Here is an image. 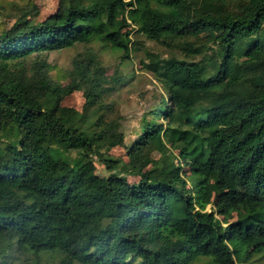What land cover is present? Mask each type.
Returning <instances> with one entry per match:
<instances>
[{
  "label": "trees",
  "instance_id": "1",
  "mask_svg": "<svg viewBox=\"0 0 264 264\" xmlns=\"http://www.w3.org/2000/svg\"><path fill=\"white\" fill-rule=\"evenodd\" d=\"M32 10L0 26V264L263 256L264 0H61L41 21ZM135 36L166 50L143 62L165 95L132 124L117 99ZM96 45L121 58L107 64ZM75 48L67 70L47 60ZM76 92L81 110L63 104Z\"/></svg>",
  "mask_w": 264,
  "mask_h": 264
},
{
  "label": "rangeland",
  "instance_id": "2",
  "mask_svg": "<svg viewBox=\"0 0 264 264\" xmlns=\"http://www.w3.org/2000/svg\"><path fill=\"white\" fill-rule=\"evenodd\" d=\"M61 0H0V26H7L14 22L19 14V8L25 6L30 16L33 17V6L38 10L37 21H41L55 13L59 7ZM28 4V5H27ZM137 43L135 50L132 52L131 61H127L122 67L124 74L132 76L131 81L124 87L120 97L117 99L118 108L120 111L131 118V123L137 122L140 111L145 106H148L146 101L150 100L152 103L156 99L165 95V91L155 76L144 68L143 62H148L149 57L146 53L148 50L161 51L166 53V50L160 47L159 44L147 40L143 36H135ZM96 49L107 64H112L121 58V53L114 52L110 48H102V45H96ZM78 49H68L61 52L51 53L47 56V60L52 64L56 71L67 70L71 64L72 58L78 53ZM167 56V55H166ZM84 98L81 93L76 92L69 97L63 104L65 106L74 107L81 110L84 105ZM117 156L123 157L127 160L125 150L117 148L113 152ZM99 172L106 175L107 172L103 166L100 167ZM35 256H30L26 261H20L19 264H34ZM24 259V258H23ZM59 258L55 255L41 254L39 264H59ZM183 259L177 257L176 264H182ZM192 264H215L210 258H199ZM248 264H264V255H256Z\"/></svg>",
  "mask_w": 264,
  "mask_h": 264
}]
</instances>
